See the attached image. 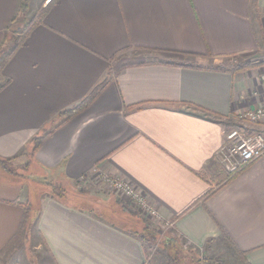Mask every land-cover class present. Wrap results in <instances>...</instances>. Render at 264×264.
Listing matches in <instances>:
<instances>
[{
    "label": "crops",
    "instance_id": "1",
    "mask_svg": "<svg viewBox=\"0 0 264 264\" xmlns=\"http://www.w3.org/2000/svg\"><path fill=\"white\" fill-rule=\"evenodd\" d=\"M27 3L0 0V50ZM43 8L24 42L0 57V84L8 81L0 164L49 132L32 155L45 175L75 182L98 169L121 177L175 227L158 248L97 209L0 177V264L32 263L20 257L28 202L38 207L33 229L53 264H182L170 258L174 246L200 264H264V155L234 172L222 162L235 113L264 103L261 66L210 68L264 60V0H54ZM106 79L86 108L58 124L60 112Z\"/></svg>",
    "mask_w": 264,
    "mask_h": 264
},
{
    "label": "rangeland",
    "instance_id": "2",
    "mask_svg": "<svg viewBox=\"0 0 264 264\" xmlns=\"http://www.w3.org/2000/svg\"><path fill=\"white\" fill-rule=\"evenodd\" d=\"M26 1H28V3L26 4L28 8L26 11L23 10L21 15H18L17 19H23V21L27 22L28 24H32L34 21L40 19L41 14L45 9L43 8V6L50 3L51 0ZM12 30L13 29L9 28L8 33H6L7 36L5 42L1 46L2 49L0 50V57H5V59H8V57L11 55V52L15 50L14 46L19 42V38L24 35L22 32L23 29H20L17 33L12 32ZM154 55L156 54H150L148 55L149 57L146 56V60L153 59L155 57ZM256 57L257 55L249 56V58H228L223 61L224 63L229 64L234 63V65L242 63L257 64L252 66V68L261 66L259 74L261 75L262 81H264V79L262 78V75L264 74V60H261V57L263 56L261 55L259 58ZM143 60L144 59H142L141 56H138L132 57L129 61L136 62ZM32 158L33 156L30 153H26L18 158H15L13 161L9 160L8 162H6L7 166L0 164V177H4V179H6L5 177L14 179L13 175H15V177L17 175V179H19L21 183L30 184L31 189L33 190L49 189L54 191L57 190L56 186L58 185L66 187L67 190L65 192V197L68 201H73L74 203H77L78 205L83 207L97 209V212H99L101 216L105 217L111 222L115 221V223L125 227H134L136 229L138 228L137 230H139L142 235H145V237L148 236V239L154 238V246H157L158 248H163L162 245L165 244V241L169 242L167 241V233L170 230L164 229L163 227L158 226L156 223L148 220L146 216L138 212L137 208H135L133 205H130V201L127 200L121 193H119V191L100 181L99 177L94 175L88 177L85 176L78 181L71 182L65 179V177L47 176L43 171L35 166ZM222 162L224 163V161ZM36 208L38 207L35 206L34 208L35 214L38 212ZM28 230V234L30 235H26V233L24 232V235H21L20 238L22 242L20 257L24 258L25 260L29 258L30 262H32L31 264H53L51 261L45 259V250L43 246L40 245L41 241L39 235L36 234L33 227L29 228ZM153 235L155 236L153 237ZM174 245L175 244H173V246ZM173 246L170 245V248L173 249ZM193 254V251L190 252V250H186L181 246L175 249L174 246V252H171L170 258L173 260L172 262H174V259H177V261H180L182 264H200L198 261L199 256ZM216 261H219V263L217 264L222 263L220 259ZM207 264H214V260L207 261ZM229 264L234 263L232 262ZM236 264H240L239 261H236Z\"/></svg>",
    "mask_w": 264,
    "mask_h": 264
},
{
    "label": "built area",
    "instance_id": "3",
    "mask_svg": "<svg viewBox=\"0 0 264 264\" xmlns=\"http://www.w3.org/2000/svg\"><path fill=\"white\" fill-rule=\"evenodd\" d=\"M262 78L264 79V74ZM232 120L235 124L229 128L226 144L222 148V161L234 172L264 155V103L235 113ZM248 127L251 131H244ZM257 127L261 128L256 130ZM92 173L100 181L119 191L130 201V205L151 222L167 230L175 227L174 221L163 217L158 207L130 181L98 169Z\"/></svg>",
    "mask_w": 264,
    "mask_h": 264
},
{
    "label": "trees",
    "instance_id": "4",
    "mask_svg": "<svg viewBox=\"0 0 264 264\" xmlns=\"http://www.w3.org/2000/svg\"><path fill=\"white\" fill-rule=\"evenodd\" d=\"M53 1V0H51ZM27 6L26 4L24 6H22V12L23 10L26 11L27 10ZM12 23L10 24V26L8 27V30L9 28L13 29V27H15V29L12 30V32H19L20 29H23V36L19 38V42L14 46L16 49L17 46H20L26 36H27V33L30 32V30L32 29V27L35 25V23L37 21H34L32 24H28L27 22L23 21V19H14L13 21H11ZM20 25V26H17L16 25ZM7 36V35H6ZM5 42V41H4ZM14 51V50H13ZM13 51L11 52V54L13 53ZM254 65H257V64H254V63H242V64H238V65H234L233 64H229V63H224V61H222L221 63L219 62L216 66H213V67H210V68H219V69H222L224 71H228V72H238V71H242V70H247L249 68H252V66ZM8 81L0 84V89L3 88L5 86V84H7ZM109 83V80L106 79L104 80L103 82H101L100 84H98L90 93H88V95L81 101L79 102L78 104L68 108V109H65L63 110L62 112H60V114L58 115V124H62L64 122H66L68 119L70 118H73V116L83 110L84 108H86L99 94L100 92L104 89V87ZM49 132H46L44 133L43 135H40V136H35L32 138V143H33V148H32V151L30 152L31 155L34 156L35 152L38 150V148L40 147V145L42 144L44 138L48 135ZM10 159H2L1 163L5 166L6 165V162H8ZM14 160V159H12ZM7 166V165H6ZM51 184V183H50ZM57 187V190H54V193L57 195V196H61L63 197V195L65 196V192H66V187H62V186H56ZM23 208H24V214H23V217H22V223H21V234H23L26 231H28L29 228H32L34 225H33V218L36 217L37 213L35 214V209H33V204L31 202H28L26 204H23L22 205ZM144 237V236H143ZM154 240V238H153ZM152 240V242H153ZM219 263V261H216L215 264Z\"/></svg>",
    "mask_w": 264,
    "mask_h": 264
},
{
    "label": "water",
    "instance_id": "5",
    "mask_svg": "<svg viewBox=\"0 0 264 264\" xmlns=\"http://www.w3.org/2000/svg\"><path fill=\"white\" fill-rule=\"evenodd\" d=\"M17 26H20L19 24ZM13 29H15V27H13Z\"/></svg>",
    "mask_w": 264,
    "mask_h": 264
}]
</instances>
